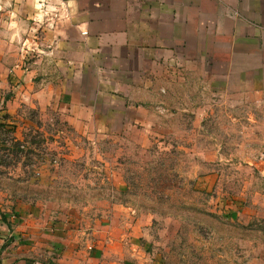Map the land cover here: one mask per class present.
<instances>
[{
    "label": "rangeland",
    "instance_id": "374dc122",
    "mask_svg": "<svg viewBox=\"0 0 264 264\" xmlns=\"http://www.w3.org/2000/svg\"><path fill=\"white\" fill-rule=\"evenodd\" d=\"M0 37L7 102L24 84L16 74L31 54L16 49L14 24H0ZM47 73L52 80L55 72ZM239 74L208 80L189 71L179 85L169 78L148 93L135 89L136 99L149 101L148 121L137 111L118 123L108 119L121 133L92 140L60 106L10 112L2 105L0 190L10 203L52 195L77 209L102 199L117 204L153 264H250L264 251V219L253 216L264 205V72ZM61 211L57 222L80 217L75 208Z\"/></svg>",
    "mask_w": 264,
    "mask_h": 264
},
{
    "label": "crops",
    "instance_id": "0c3cea01",
    "mask_svg": "<svg viewBox=\"0 0 264 264\" xmlns=\"http://www.w3.org/2000/svg\"><path fill=\"white\" fill-rule=\"evenodd\" d=\"M0 24H14L16 49L31 54L18 66L25 85L12 100L1 98L0 83V107L60 106L88 140L121 133L108 119L137 111L148 121L149 101L136 99L135 89L148 93L169 78L179 85L189 71L208 80L264 72V0H0ZM47 72H55L52 80ZM7 194L0 190V264H153L117 204L102 199L77 209L52 195L10 203ZM71 208L80 213L75 224L66 216L57 222ZM254 211L264 219V205ZM250 264H264V251Z\"/></svg>",
    "mask_w": 264,
    "mask_h": 264
},
{
    "label": "trees",
    "instance_id": "16d2710c",
    "mask_svg": "<svg viewBox=\"0 0 264 264\" xmlns=\"http://www.w3.org/2000/svg\"><path fill=\"white\" fill-rule=\"evenodd\" d=\"M2 126H4V125H0V127H2Z\"/></svg>",
    "mask_w": 264,
    "mask_h": 264
}]
</instances>
